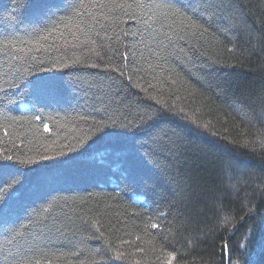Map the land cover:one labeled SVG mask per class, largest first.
Segmentation results:
<instances>
[{
    "label": "trees",
    "instance_id": "obj_1",
    "mask_svg": "<svg viewBox=\"0 0 264 264\" xmlns=\"http://www.w3.org/2000/svg\"><path fill=\"white\" fill-rule=\"evenodd\" d=\"M70 2L54 0L57 5ZM39 3L33 0L32 7L21 10L14 0H0V39L14 31L25 37V29L38 20ZM216 4L221 10L211 24L202 21L209 31L177 41L191 57L187 63L184 56L158 60L143 44L136 45L123 80L127 85L131 76V83L140 87L121 86L115 102L105 100V111L95 109L105 93L116 92L113 87L109 93L107 85L108 76L115 79L118 74L90 67L100 63L94 57L53 68L57 60L68 63L73 50L54 47L31 53L37 63L46 61L40 75L53 77L58 85L56 93L39 99L31 90L12 86L23 82L19 72L9 71L8 61L0 66V155L13 156L8 163L15 165L0 175V181L9 180V173L22 180L8 206L0 209V243L5 228L30 219L36 222L25 229L23 238L5 246L0 264H10L9 254L15 255L18 248L41 264H167L169 254L174 256L172 264H221L226 260L221 245L227 241L230 247L238 246L249 229L248 255L264 264V0ZM147 14L145 10L143 17L137 13L136 19L122 18L120 26L129 35L121 53L135 45L141 33L150 34L141 23ZM163 38V33L155 35L157 41ZM152 48L159 52L156 44ZM152 96L173 111L164 110ZM138 109L159 112L136 138L154 151L158 170L145 169L142 179L125 190L115 165L111 170L98 166L105 144L89 140L74 147L75 138L88 132L93 118L123 124L134 121ZM69 147L74 151L68 152ZM57 151L65 155L56 157ZM16 157L33 163H16ZM49 203L52 208L45 212ZM249 208H255V214L246 215ZM161 213L165 215L156 219ZM225 215L232 221L222 227ZM151 223L160 227L151 228ZM122 240L132 243L122 245ZM30 247L35 251H27ZM117 252L126 258H107Z\"/></svg>",
    "mask_w": 264,
    "mask_h": 264
},
{
    "label": "snow or ice",
    "instance_id": "obj_2",
    "mask_svg": "<svg viewBox=\"0 0 264 264\" xmlns=\"http://www.w3.org/2000/svg\"><path fill=\"white\" fill-rule=\"evenodd\" d=\"M14 2L17 9L21 10H26L32 7L33 4V0H23L22 3L21 0H14ZM145 10L148 14L145 19H141V23L145 25V32L150 34L145 37L141 33V39L136 41L135 45L129 47L127 52L121 53L119 48L124 46V37L129 35L120 26L123 23L122 18L127 16L130 19H136L137 13L143 17ZM220 10L216 0H169V2L163 4L159 3L158 0H71L70 3L60 5L55 4L54 0H40L38 20L30 25L28 29H25L26 38L21 37L14 31L11 36L5 35L0 39V66L8 61L9 71L13 74L19 72L18 79L23 82L22 84L13 83L12 86L18 89L23 87L31 90L39 99L45 95L56 93L58 85L53 77L40 75V72L46 71L42 67L46 61L41 59L37 63V58L32 56L31 53L48 52L54 47L57 51L67 52L71 48L73 51L69 62L62 63L57 60L52 63L53 68H68L72 65L82 64L85 59L94 57L100 63H92L89 65L90 67H103L107 72L118 74L115 79L112 75L108 76V91L111 93L112 88L115 87L116 92L112 93L111 96L105 93L99 101L100 108L95 109L96 111H105V100L115 102L120 96L121 86L125 88L140 87L139 84L131 83V76L127 77L129 81L127 85H124L123 80L128 70L129 55L136 56V52L132 50L136 45L143 44L149 53L157 57L158 60L166 61L169 57L180 60L181 56H184L186 58L184 62L187 63L191 60V57L187 56L185 48L180 46L177 41L196 38L209 31V28H206L202 21L211 24ZM157 21H160V23L158 28H155L154 24ZM158 32L163 33V40L157 41L155 39ZM50 40L53 42L49 43ZM57 40L61 41V45L55 44ZM145 40L148 42L146 43ZM152 44H156L159 52L153 50ZM161 53H164V55H161ZM118 60L124 62L118 64ZM11 61H19L20 63L12 65ZM99 86L102 87L103 84ZM143 91L147 92V88ZM150 98L156 100L157 104H162L164 110L173 111L169 105L163 103L162 99H157L154 96ZM158 116L159 112L155 109H138L136 119L123 124H117L115 121H112L111 124H105L103 121H95L93 118V124L89 126L88 132L75 138L76 144L74 147L83 146L89 140L103 142L106 149L98 153V166L111 170L112 166L115 165L116 171L122 176L125 190L133 188L142 179L145 169L158 170L154 159V151L147 149L145 143H139L136 139L144 129L158 119ZM184 118L188 119L187 117ZM12 119L15 121L17 118ZM35 119L39 120L41 117L36 116ZM82 119H87V117H82ZM191 122L196 123L195 120ZM202 127L207 129L208 125L203 124ZM43 128L48 131V124L45 123ZM4 134H8L6 128ZM261 146L264 147V141L261 142ZM74 147H69L67 151H74ZM63 155H65L63 151L56 152V157ZM56 157L41 156L40 159L51 160ZM13 159V156L10 155H0V175L15 167L14 164L8 163ZM15 161L19 164L33 163L31 159H21L20 157H16ZM9 175V180L0 181V209L8 206L14 192L22 183L18 174L9 173ZM234 194L235 190L233 191ZM226 195L227 193H224L221 199ZM51 208L52 204L49 203L44 211L48 212ZM255 211V208H249L246 215L255 214ZM164 215V213H161L156 219H160ZM241 219H244V217H241ZM231 221L232 218L225 215L222 218L221 226H226ZM33 223L36 222L30 219L28 224L5 228L6 235L4 242L0 243V252L5 250L6 245H13L17 238H23L25 229ZM147 227L146 225L145 228L147 229ZM159 227V224L151 223V228ZM234 229L235 224H233L230 232ZM57 230L59 231V229ZM250 233L251 229L243 237V242L236 247H230L227 241L221 245L222 256L226 257V260L222 259L221 264H257V261L248 255ZM137 240H141V237H137ZM131 243L130 241H121L122 245L130 246ZM108 250H111L110 245ZM23 251V249L18 248L15 255L10 253V264H41L39 259L22 255ZM27 251H35V249L30 247ZM135 251L143 253L144 249L137 248ZM261 251L264 252V243L261 245ZM129 255H132V253H129ZM245 257H247L246 260ZM107 258L122 260L126 257L124 252H117L115 257ZM4 259L9 260V256H5ZM173 259V254H169L167 264H172ZM47 264H51V261H48ZM81 264H84V262H81ZM89 264H92V262H89Z\"/></svg>",
    "mask_w": 264,
    "mask_h": 264
}]
</instances>
